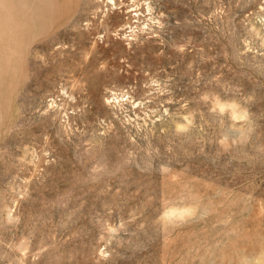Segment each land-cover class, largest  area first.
<instances>
[{
	"label": "rangeland",
	"instance_id": "rangeland-1",
	"mask_svg": "<svg viewBox=\"0 0 264 264\" xmlns=\"http://www.w3.org/2000/svg\"><path fill=\"white\" fill-rule=\"evenodd\" d=\"M0 264H264V0H0Z\"/></svg>",
	"mask_w": 264,
	"mask_h": 264
},
{
	"label": "bare ground",
	"instance_id": "bare-ground-1",
	"mask_svg": "<svg viewBox=\"0 0 264 264\" xmlns=\"http://www.w3.org/2000/svg\"><path fill=\"white\" fill-rule=\"evenodd\" d=\"M185 210V209H184ZM173 211V210H172ZM175 212L177 211V210H174ZM187 211V210H186ZM171 212V211H170ZM178 212V211H177ZM179 212H180V210H179ZM176 214V213H175ZM177 215V214H176ZM179 216H180V214H178ZM182 215H183V213H182Z\"/></svg>",
	"mask_w": 264,
	"mask_h": 264
}]
</instances>
